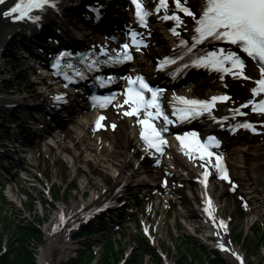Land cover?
<instances>
[{
  "label": "bare ground",
  "instance_id": "1",
  "mask_svg": "<svg viewBox=\"0 0 264 264\" xmlns=\"http://www.w3.org/2000/svg\"><path fill=\"white\" fill-rule=\"evenodd\" d=\"M16 1L4 0L3 3H0V52L2 48H6L11 38L17 34L25 32L32 43L39 40L38 37L41 34L34 19H28L27 17L25 19H14L13 16L16 13L8 16L4 15V12L13 7ZM96 1L98 0H82L86 5ZM144 1L154 11L153 21L147 28L138 29L130 12L121 14L118 17L122 18V22L127 25L129 38H133L132 33H136L138 35L135 36V40L143 41L142 44L137 43L136 57L130 66L133 73L153 76L162 71V68L157 67L160 59H157L156 51H160L168 57L184 49L186 50V46L180 43L181 39L188 41V47H191L190 29L193 22L190 17L176 9L174 0H168L167 8L160 7L159 11H156V9L161 0ZM188 3L194 6V10L198 12L197 8L202 4V0H188ZM124 6L127 8V5ZM173 12L181 15L182 22L178 23L172 18L164 19L165 14L171 16ZM45 21H48L45 30L52 33L54 25L55 28H61L64 25L66 26L69 19L68 17L64 18V15L60 12L59 14H49ZM69 25L72 26L73 23H69ZM174 27L176 29L175 33L172 31ZM106 28H109V25ZM185 29L188 30L185 31ZM62 30L64 31L65 28L63 27ZM68 36L70 40L73 39V35L68 34ZM85 44H89L88 40ZM220 47L226 50L238 51L245 62L244 76L239 75L240 70L231 67L229 61L225 66L231 67V71L225 72L219 69L209 73L206 79L201 84H196L195 90L190 92L189 84L185 85L183 81L173 82L170 75L172 68H166L163 73L168 82H171L172 91H176L166 99L168 110L172 109L178 97H190L191 99L210 102V106L206 110L209 116L201 120L200 126L204 133L217 134L224 140V155L229 162L228 176L230 179L218 178L216 172L217 161H190L180 155L174 148L168 150L164 155H155L147 148L145 149L139 136L141 131L139 118L136 114L129 116L127 110L131 109L130 105L119 99L114 101L106 111L107 117L99 131L94 130L96 114L90 111L78 118H76V115L73 116L76 119L71 121L70 128L67 130L58 127L53 129L54 135L63 134L60 139H54L53 144L46 145V152L48 154L53 152L55 160L60 156L59 154H66L71 160L70 175H73L81 164H84L87 169V183H91L95 187V191L87 201L75 199L70 202L61 201L57 203V212L52 222H59L63 213V219L60 223L66 220L69 223L68 225H71L73 220L80 219L79 216L103 204L110 196L116 199L129 181H136L137 184H141L145 188H156L162 197L168 201L176 197L178 203L182 206V211L184 213L190 212L191 207L185 202L184 197L179 196L177 187L180 183H183V176L191 173L197 177L205 170L209 174L207 186L198 185L191 191L197 205L198 210L196 213L199 222L206 228V235L213 236L214 245L219 247L220 244L226 245L224 253L238 264H241L240 257H242L243 264H245V252L239 246L230 242L229 227L221 226L219 222L220 220H229L228 212L231 215L235 213L236 207L230 199L231 197H226V195L229 189L237 184L236 179H239V183L242 185L241 192L243 194L247 195L250 200L260 199L264 206V113L254 112L255 104L264 97V93L252 91L253 88L259 87L257 81L264 78V76H262L260 67L256 62L246 53H243L242 50L236 49L234 45L208 43V45L202 46V49L211 51L213 48L218 49ZM2 71L3 63L0 61V75ZM232 72H236L237 75H232ZM129 73L127 72V74ZM237 80L247 83L249 87L245 101L237 102L230 98L223 100L229 101L227 104L217 100L212 101L213 96L223 95L219 91L217 93H204L198 88L216 81V88L225 90L229 82ZM42 86V102L36 103L35 106L42 109L49 107L55 119L52 124L60 127L62 126L59 119L60 114H56L55 109L59 106L61 100L55 98L57 96H63V99L69 98L73 108L80 105L73 103L75 100L73 94H68L59 85L44 82ZM24 103L26 101L23 96L14 98L0 94V105L8 106L10 109H14V105ZM246 123L251 124L257 130L254 132L252 128L244 127ZM113 125L115 126L113 127ZM233 125H238L236 132L232 130L231 126ZM31 151H35L37 157L41 154L38 146L33 147ZM130 162L135 164V168L131 173H128L126 168ZM110 178L111 181H108ZM165 178L168 180L166 185L161 181ZM209 200L210 204L207 203ZM203 206L211 211V216L204 214ZM46 228H49L48 225ZM51 241V235L45 234L46 245L50 244ZM64 244L66 245L62 244L58 247V251L53 254L46 253V245L41 246L39 264H58L60 259H66L67 256H70V248H75V245L69 242ZM234 253L239 255H234Z\"/></svg>",
  "mask_w": 264,
  "mask_h": 264
},
{
  "label": "rangeland",
  "instance_id": "2",
  "mask_svg": "<svg viewBox=\"0 0 264 264\" xmlns=\"http://www.w3.org/2000/svg\"><path fill=\"white\" fill-rule=\"evenodd\" d=\"M20 38L22 35H15L6 48L1 49L0 61L3 63V71L0 75V94L14 98L23 96L26 103L9 110L0 105V125L4 127L7 126L9 116L20 117L17 111L19 107L32 110L36 109V103L42 102V86L34 81L30 71L16 66L13 54L17 52L14 51L13 45ZM206 77L196 75L194 81L201 84ZM28 79L30 82L26 83ZM215 86L216 82L202 85L199 89L208 93ZM226 88L233 94L232 100L237 102L244 101L248 96L249 87L245 82L232 81ZM3 110L6 113L1 116ZM25 116L23 113L21 117ZM3 135L5 132L0 130V136ZM45 149L46 146L40 147L41 154L38 157L35 151H31L25 159L18 162L14 160L7 164L5 161L0 163L5 172V176L0 178V189L4 195L3 206H0V235H3V247L6 249L10 244L13 247L17 245V239L21 237L17 230L21 226L33 232L26 235L25 245L29 250V257L35 264H39L41 246L46 245L45 234L52 237L51 243L46 245L47 254L56 253L58 247L66 245L65 242L75 245V248H70V256L60 259L58 264H67L71 259L79 258V252L86 250L85 245L90 242H95L92 247L96 248L97 253L92 257V262H96L100 257V246L96 242L102 241L104 232L88 235L86 230L96 226L102 227L99 224L101 219L99 212L89 210L79 216L80 219L73 220L71 225H68L66 220L60 223L61 219L59 222H52L57 212V203L75 199L87 201L94 193L95 187L87 183L86 166L81 164L74 174L70 175V158L66 154H59L55 160L53 152L48 154ZM11 165L22 170L15 168L11 170ZM134 168L135 164L130 162L126 172L131 173ZM5 177L11 178V188L5 183ZM183 178L184 182L176 186L177 193L185 198V202L191 207L190 212L182 211L176 197L168 201L161 197L156 189L145 188L136 181H129L112 210L108 209L101 213L102 216L109 211L113 212L111 216H114L117 222L112 229L122 232L112 236V249L115 252L111 255L110 264H128L133 259L137 260L135 264H208L206 254L210 258L220 257L229 264H238L224 253L225 248L213 244L212 235H206V228L199 222L197 205L191 192L196 186L191 182L193 175L188 174ZM108 181H111V178ZM233 193L235 195H232ZM226 197H231L236 207L234 214L228 212L230 242L245 252V264H264V225L256 221V218L264 217V206L260 199H256L251 205L247 203L241 205L236 198L248 199L241 193V187L237 188V191L227 192ZM179 216L186 219L187 227L178 221ZM144 222L151 226L153 235L151 240L142 232ZM47 225L49 228H46ZM196 226L200 229H196ZM150 248L156 255L148 252ZM138 253L140 256L136 258Z\"/></svg>",
  "mask_w": 264,
  "mask_h": 264
},
{
  "label": "snow or ice",
  "instance_id": "3",
  "mask_svg": "<svg viewBox=\"0 0 264 264\" xmlns=\"http://www.w3.org/2000/svg\"><path fill=\"white\" fill-rule=\"evenodd\" d=\"M4 0H0L3 3ZM136 4V16L139 18L142 24H145V17L149 14L143 10V5L140 0H133ZM168 0H161L160 5L156 11H159L160 7L167 8ZM45 4H51L52 7H56L54 0H27L26 3H21L20 0L14 4L13 7L4 12L5 16L12 15L14 19H21L27 17L28 19H39V17L33 14L34 9H42ZM176 9H179L187 17H190L193 22L194 34L192 35L191 47H188V41L181 39L180 43L186 46V51L191 52L192 48L197 46V43H207L208 41H224L231 45L236 46V49L242 50L247 56L252 57L260 61V71L264 76V0H203L200 5L199 11L194 10V6L188 3V0H174ZM95 10V9H94ZM98 13V10H95ZM175 19L178 23L181 21V15L177 12H173L171 16L165 14L164 19ZM188 29H185L187 31ZM175 33V27L172 29ZM136 33H132L134 43H143V41H136ZM124 49L129 48V44L123 45ZM64 53H61L63 56ZM133 57L130 52H125L123 59L131 60ZM179 58V57H177ZM231 62V67L239 69V75L244 76L243 69L245 67L244 59L238 54L237 50L225 49L223 47L213 48L211 51L204 55H199L195 59H190V63L197 66L212 67L216 69H222L227 72L230 69L226 67L227 62ZM175 61L169 57H164V63H174ZM60 60L58 59L53 67L59 68ZM163 67L162 63L159 65ZM232 75H237L236 72H232ZM129 88L127 91V99L125 103L131 102L133 107L127 110L128 115H139L140 108L145 109V118L140 119L139 123L144 126L141 136L144 137L145 141L151 146L156 147L158 151L162 150L159 148L158 141H162L163 137L160 135V130L155 126L153 117H163L169 124L174 121L166 115L161 109V103L158 99V94L162 92L159 88H153L148 82L144 80L142 76H138L135 79L129 77ZM137 81L139 82L137 84ZM259 87L253 88V92L264 93V78H260L257 81ZM147 89L151 92V99H146L144 90ZM63 96H57L55 99L62 100ZM103 101L107 102L110 98H102ZM183 102V107L180 109L181 118L199 114L201 109L207 110L210 106V102L206 100L188 99L186 97H178ZM226 95L213 96L212 101L216 100H227ZM260 111H264V100L259 101ZM102 107L106 106V103L101 104ZM155 108V111L150 109ZM103 119V116L100 117ZM97 126H100L99 120ZM115 125H113L114 127ZM244 127L252 128V131L257 129L251 124L246 123ZM235 129H233L234 131ZM185 135H189L185 133ZM191 135L195 136L193 132ZM209 141H213L214 137L209 136ZM218 145L219 141H215ZM202 156L211 157L216 155L209 148L200 149ZM220 159L219 156L216 157ZM216 167L220 168L221 175L224 179L229 180L230 177L227 175L226 169L219 163ZM207 174V173H205ZM210 204V200L207 201ZM246 205V202H245ZM209 216L212 215L209 211ZM63 219V213L61 214ZM215 222V221H213ZM220 225L226 227L223 220H220ZM147 231V229H145ZM221 248H225L226 245L220 244ZM234 255H239L234 253ZM241 264H243V258L240 257Z\"/></svg>",
  "mask_w": 264,
  "mask_h": 264
},
{
  "label": "trees",
  "instance_id": "4",
  "mask_svg": "<svg viewBox=\"0 0 264 264\" xmlns=\"http://www.w3.org/2000/svg\"><path fill=\"white\" fill-rule=\"evenodd\" d=\"M0 200L2 199L0 198ZM98 231L99 229L97 228H89L86 230V233L88 235H92ZM17 232L21 234V237L17 239L16 242L17 245L13 247L12 244H10L6 249L3 247V242H4L3 235H0V264H35L33 259L29 257L30 256L29 250L25 245L26 235L27 234L31 235L33 233L32 230H30L29 228H21L20 226V229H18ZM21 241H24V243ZM107 245H108L107 250L102 253L100 259L94 264H110L111 255H113L115 250L112 249L113 243L111 241H109ZM85 246H86V250H82L81 252H79V258L71 259L67 264H83L82 260L84 259H85L84 260L85 264H93L91 263L92 256H90V254H87L88 252L90 253L91 251L90 246L89 244L88 245L86 244ZM149 252L150 254L156 255L155 251L152 248L149 249ZM139 256L140 254L138 253V255L135 257L139 258ZM136 262L137 260L133 259L128 264H135ZM147 264H151V263H147ZM208 264H229V263L222 260L220 257H214V258H210Z\"/></svg>",
  "mask_w": 264,
  "mask_h": 264
}]
</instances>
